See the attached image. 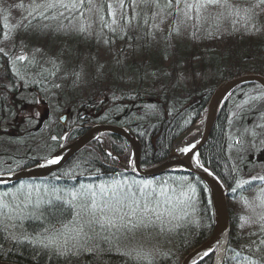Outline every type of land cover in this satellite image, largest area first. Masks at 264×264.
Masks as SVG:
<instances>
[{
  "label": "rangeland",
  "instance_id": "374dc122",
  "mask_svg": "<svg viewBox=\"0 0 264 264\" xmlns=\"http://www.w3.org/2000/svg\"><path fill=\"white\" fill-rule=\"evenodd\" d=\"M31 3L32 0H0V49H3V52H0V56L7 58L5 60L7 63L5 64L0 59V77L6 73L10 74L12 71L13 78L19 87V91L17 92L10 93V90L4 91V94L9 96V99H15L14 96H11L15 95L17 98V100L15 99L17 106L14 107L12 118H4L5 114L0 115L2 116L0 117V144L6 137L9 138L11 135H15L14 129L16 128L26 132L22 138L20 137V144H13L15 145V149H19L13 155L30 154L32 156L31 158H44L52 154L54 148L61 142L58 140V137L61 138L63 131L61 130V122L59 120L65 114L66 109L72 111L68 117V121H72L74 119L73 117H84L87 113L88 116L98 115L100 113L99 118L93 119V122H89L92 126L103 123L100 121V118L104 112L108 111L113 113L116 110H118L117 114L120 112L127 113L128 111L129 115L127 116L130 121H134L135 123L142 121L144 126H150L156 120L162 118L163 113L169 108L168 105L162 106L160 104L161 102H158L157 99H160L163 92L168 91L169 86H167V83L172 87L171 81L175 75L171 71L172 64L180 65V85L183 87L180 92L175 91V89L171 90L173 88H170L169 94H177L179 98H186L188 95L195 96L199 92L206 94L210 90L213 91L220 83L214 80L213 73L209 68L203 70L201 65H197L198 61L194 60L196 56L192 52H190L187 58L179 59L176 46L186 44L193 51L195 47H200L204 42L211 39L212 41H221L224 35L228 33L229 27L224 17L220 19L221 28L219 33L214 32V36L200 34L202 33L200 31H204L202 28L197 36L193 37L191 35L193 29L191 27L184 28L183 26L180 27L179 34H177L171 28L173 18L169 17L167 21H170V23L164 25V22L159 28H153L152 32L154 35H149L148 38L144 37L141 29L132 28L127 30L130 36H127L126 33L124 38L120 39L119 35H114L107 28H104L103 32L98 34L100 32L99 25L93 26L91 35H85L71 30L58 29V21L47 20L38 22L32 20L27 15V8ZM232 3L245 4L249 9H253L257 5H264L260 4L259 0H232ZM21 4L25 7H19ZM230 10L228 9V11ZM107 12L106 5L105 10L103 9L101 14L107 18ZM131 12L132 10L129 9L130 15ZM242 14L245 15L243 11L240 15ZM243 18V21L248 20L245 16ZM29 20H31L32 25L47 23L51 27H25V25H28ZM63 23L67 24L68 22L64 21ZM205 27L209 26L206 25ZM236 27L239 30V24ZM144 29L146 32L148 31L147 28ZM263 31L264 28L262 29ZM4 33H7V36ZM131 34L135 36V39H132ZM106 39L109 40V43H105ZM148 39L150 40L148 41ZM217 41L216 44H218ZM147 43L148 45H146ZM160 50L165 53V57L163 58H165V67L167 66L163 69V74L158 67L156 69L154 67V69H149L147 72L140 74L141 79H139V73H133L126 69L130 65L145 67V64L150 58L149 55L157 53ZM19 55H25L28 59L20 61L17 59ZM36 69V73H41L40 76L35 73ZM49 70L51 72L50 74H48ZM0 83H3L6 88H10L9 81L4 82L3 79H0ZM23 85L26 91L31 86L37 85L39 91L37 93L23 91L21 90ZM136 92L137 95L134 94ZM132 93L134 94L133 96ZM150 93L152 94L148 95ZM261 93H264V91L255 85L240 89L228 98L220 112L222 113L225 109L224 115L227 122V134L231 132V137L228 138V158L232 171L239 173L240 182L258 179L259 176H264V127H259V125H264V117H262V114H264V98L260 100L251 99V97ZM125 94L131 97H124L126 96ZM149 98H152L151 100L153 101H150ZM41 101H45L46 105H43ZM190 103L192 104L193 101H190L189 105ZM117 104L118 106H116ZM0 107L4 108V106ZM175 109L170 107L168 109L170 112L166 116H172L173 110ZM84 110H87V113ZM46 111H48L46 123L38 132L33 131L38 125L39 118ZM205 112L206 106L199 120L193 124V128L195 127L196 129V127L203 125ZM130 114L132 115L130 116ZM28 115L31 116L29 120ZM137 127H139L138 124ZM253 132L256 133L255 136ZM196 133L194 130L191 138ZM67 135L66 144L72 142L69 134ZM63 137L65 138V135ZM97 141L101 143L104 155L107 154L104 152L106 149L111 150L115 146V143L106 134L101 135V139ZM52 145L54 148L52 147L50 149L49 146L51 147ZM28 146L29 151H24ZM3 151L4 149H0V153ZM40 153L44 154L40 155ZM23 158L29 159L30 157H18V160ZM130 160L131 154L125 160V163H129ZM111 161L113 166L120 167V163L114 157H106L104 160L108 164H111ZM1 166L13 171L21 169L22 167L20 164L11 163L10 159L0 161ZM98 175H101V178H97ZM79 177H81V181H84L83 183H100L113 179L110 175L104 179L102 174L97 172H92L87 176L79 175ZM90 178H96L97 180H90ZM45 179L37 182L36 185L39 186L41 182H47L53 178H48L49 180ZM127 180L130 182L140 179L129 178ZM53 182L59 184L57 181ZM155 182L158 183L157 181ZM59 185L63 184L60 183ZM153 185L155 187L158 184L155 185L153 183ZM6 191L8 189H0V194ZM165 191L168 195H172L174 192L168 186H165ZM228 192L231 194L230 191ZM178 197L179 203H182L180 212L182 213L181 215H184V218H180L179 215H174L175 218L173 220L177 219V221H180L186 219L187 224L192 223L193 220L196 221L197 218L194 215L193 209L197 206V203L190 206L183 201L184 195L179 194ZM6 200L11 202L12 198L6 197ZM262 201H264V197L261 196V193L254 196H247L244 201H236L229 197V207L236 213L238 225L234 232L232 247H228L227 249L226 256L229 258L228 264H247V258L250 256L252 259H264V245L259 243L261 239H264V232H259V224L251 222L259 220L260 216L264 215V202ZM0 220H3V223L0 224L4 229L5 225H10L14 222L3 218H0ZM172 221L169 225L165 223L164 230L162 232L160 231L158 235L162 244H160V239L149 236L152 233L151 230H140L134 236L130 234L127 239H124L128 240L127 244L120 245V251L117 252L120 254L122 251L135 250L132 252V257L122 254L119 257L123 261L125 260V262L133 260L132 264L148 262V260H139V262L134 260L133 257L138 252L143 257L142 259H146V257L153 259L152 264H176L178 261L177 264H181V261L187 254L209 238H206L205 241L195 247H191L186 254H180L179 244L185 241L182 238L178 244L173 243V237L170 239V234L167 230H169L170 226H174L176 220ZM198 223H200V220ZM253 232H259V235H251ZM10 233L20 236V233L16 230H5L4 240L5 244L9 246L15 241L8 238ZM254 240L256 241L255 245L253 244ZM188 245L186 246L187 248ZM31 246L35 247L34 245ZM233 247L241 248L242 252H238ZM176 249H178V255L175 254L177 257L175 256L174 258L172 255ZM213 252L211 253V263L215 259ZM86 253H82L78 257H73L69 263L75 261L73 263L87 264V260L80 257ZM92 253H94V257H91L89 264H93L92 262H95V264H110L112 262V259L105 258L104 260L102 251ZM47 258L55 257L49 255ZM123 261L117 260L115 264H125Z\"/></svg>",
  "mask_w": 264,
  "mask_h": 264
},
{
  "label": "snow or ice",
  "instance_id": "6c2138e0",
  "mask_svg": "<svg viewBox=\"0 0 264 264\" xmlns=\"http://www.w3.org/2000/svg\"><path fill=\"white\" fill-rule=\"evenodd\" d=\"M259 3L264 4V0H259ZM105 4L108 9L107 18L101 14ZM19 7L25 6L21 4ZM129 9L132 10L131 15ZM228 9L231 11L225 16L224 13ZM241 11L247 19L252 10L241 9L232 3V0H32L27 8V15L38 22L58 21V29L85 35H91L93 26L99 25L98 34L107 28L123 39L127 30L132 28H147L145 35H154L152 29L159 28L169 17L173 18L171 28L177 34L183 26L193 29V37H196L202 28L206 36H212L214 32L220 31L221 17L228 19L233 15L239 16ZM64 21L68 23L64 24ZM206 25L209 27H205ZM29 26L51 27L47 23L32 25L31 20L25 25ZM4 35L7 36V33ZM105 43H109V40L106 39ZM0 52H3V49H0ZM17 59L25 61L28 58L19 55ZM262 98L264 93L251 97L252 100ZM253 135L256 133L253 132ZM194 147L193 144L181 151L189 152ZM107 155L111 156V153ZM59 160V157L53 158L48 160V163L57 164ZM196 164L204 167L199 159ZM74 175L72 171L63 173V177L69 180ZM60 179L61 176H55L52 180L41 182L39 186L20 184L14 192L0 194V218L14 221L5 225V230L13 229L20 233V236L10 233L8 238L17 243L34 245V254L40 252L46 258L51 255L68 264L73 257L82 253L91 254L105 250L102 246H106L109 251H120L122 240L127 239L130 234L134 236L140 230L152 229L162 232L165 218H175L174 202L179 197L175 192L171 196L168 195L165 191L168 184L166 181L155 187L152 181L129 182L115 178L100 183L77 182L59 185L53 182ZM258 179L264 181V176H259ZM248 183L250 182L238 181L237 186L242 187ZM183 187L178 186L180 195H186ZM260 193L264 197V187L260 189ZM6 197H11L12 201L6 200ZM251 222L259 224V232H264V215ZM0 223H3V220H0ZM29 227L31 232L28 231ZM259 232H253L251 235L258 236ZM259 243L264 245V239ZM253 244H256L255 240ZM133 251L135 250L122 251L120 254L132 257ZM208 254L205 252L206 256ZM133 259L139 262L142 257L137 252ZM247 264H264V259H252L250 256L247 258Z\"/></svg>",
  "mask_w": 264,
  "mask_h": 264
},
{
  "label": "trees",
  "instance_id": "16d2710c",
  "mask_svg": "<svg viewBox=\"0 0 264 264\" xmlns=\"http://www.w3.org/2000/svg\"><path fill=\"white\" fill-rule=\"evenodd\" d=\"M241 9H249V7L245 4H236ZM106 8V4L104 7V10ZM250 17L248 20H244L245 15H239L225 19L226 22H228V33L224 35L223 39L221 41H217L218 44H216V41L209 40L207 42H204V44L200 47H195L193 51L189 49L186 46V44L177 45L178 49V57L179 59L187 58L189 56L190 52L196 57H194V60H197V65H201L203 70H207L209 68L211 72L213 73L214 80L216 82H221L226 79H230L235 76H239L244 73H261L264 74V31L262 32V29L264 28V5L263 6H255L253 9L251 8ZM231 11V10H230ZM225 11V16H228V12ZM242 13V11L240 12ZM233 21H235V24L233 25ZM170 23V21H167L164 23L166 25ZM237 24H239V30H237ZM160 24L159 26H161ZM263 26V27H261ZM141 31L144 35V37H147L149 35H145V29L141 28ZM202 35H205L204 31H200ZM225 34V33H224ZM130 36L129 33H127V36ZM214 36V35H213ZM132 39H135V36L131 34ZM150 39H148L149 41ZM148 45V43L146 44ZM189 49V50H188ZM149 60L145 64L146 66H139L136 65H130L127 69L131 72H137L140 74L147 72L149 69H155L158 67L161 70V73L163 74V69L165 67V53L163 51H158L157 53H154L152 55H149ZM0 59L3 60V64L7 63L5 60L6 57L0 56ZM37 69L35 70L36 73ZM171 71L173 74H175L170 84L167 83V86H169L167 92H163L160 96V100H162L161 105H168L169 108L173 107L176 108L173 110L172 116H166L168 112V109L163 113V117L156 120L154 123H152L150 126H144L143 122L135 123L134 121H130L128 119L129 112H120L117 114L118 110L115 112H104V114L101 116L100 121L103 123H114L119 124L122 126L130 127L134 132L138 133L140 135L141 141L143 143L144 147V153H143V162L145 165H151L154 163H157L164 159L169 154L170 144L174 137H176L179 133H181L187 126L191 124H195L199 118L201 117V113H203L205 106L207 104V101L211 95L210 90L208 93L204 94V92H199L195 96L188 95L186 98H179L177 94H169L170 88H173L171 90L175 91H182V87L180 85V65H171ZM22 72V70H21ZM50 70L48 71V74H50ZM40 76V72L36 73ZM177 75V76H176ZM9 73H6L5 75L1 76L0 79H3V81H9L10 86H13L11 83V80H9ZM141 79V75L139 77ZM142 82V80H140ZM249 86L253 85H244L236 89L231 96H233L238 90L247 88ZM259 87L258 85H255ZM260 88V87H259ZM9 90L4 88L3 83H0V106H4V108L0 107V115L5 114L4 118H12V115L14 113V107L17 106V102L15 99H9V96L4 94V91ZM147 94V93H146ZM152 94V93H150ZM126 95V94H125ZM7 97V98H6ZM124 97L129 98V95H126ZM196 97V99H195ZM230 98V97H229ZM134 99V98H133ZM10 100V101H8ZM193 101V103L189 105V102ZM118 106V104L116 105ZM225 110V109H224ZM224 110L222 113H220L219 118L215 124V127L213 129V132L207 141L206 145L200 150V161L210 169H212L223 181L225 186L227 187L228 191L231 192L230 197L233 200L236 201H244L247 196H254L258 195L260 193V188L264 187V181L254 179L250 180L248 184H244L242 187L237 186V182L241 179H239V173H235L232 171V168L230 167V160L228 158V138L231 137L230 134H227V122L225 120ZM121 113H123L121 115ZM112 115V116H110ZM121 115V116H120ZM132 114H130L131 116ZM171 116V117H170ZM2 117V116H0ZM183 118V120H181ZM137 124L139 127H137ZM187 124V125H185ZM59 134V133H57ZM25 135V134H24ZM23 135H11L9 138L6 137L4 141L0 144V149H4V152H9L10 146L13 144H20L21 139ZM59 136V135H58ZM57 136V137H58ZM236 136V135H235ZM114 141L110 140L115 143L114 151L119 153L122 157H129L130 155V147L125 139L121 137H116ZM237 138V137H235ZM60 137H58V140L60 141ZM151 140H154L155 147L153 146V143ZM57 144V140H56ZM91 148V149H90ZM146 149V150H145ZM108 157L107 155H104L103 149L101 146V143L98 141L92 142L87 147L82 149L76 156H74L62 169V171L59 173V175L63 176V173L66 171H72L75 173L73 178L69 180L67 177H62L63 179L58 180L57 182L60 184L65 183H77V182H84L81 181V177L79 175H90L92 172L101 173L102 177L108 178L111 170H113L110 167L104 166L106 162H104L105 158ZM7 159H10L11 157H5ZM13 158V157H12ZM127 159V158H126ZM125 159V160H126ZM58 175V176H59ZM104 175V176H103ZM174 178V183L167 180L168 182L167 186L171 187L175 193L180 194V190L178 188L179 185H183V191L188 192L191 190L192 185L194 182H197V178L193 175H189L187 173H184L182 171H174L169 174ZM53 177H51L52 179ZM83 179H85L84 176H82ZM88 178V177H86ZM97 178H101V175H98ZM96 179V178H90V180ZM163 178L159 179V182H162ZM45 180H49L46 178ZM89 180V178L87 179ZM97 180V179H96ZM39 180H27L18 182L15 184H12L8 186L6 189L11 193V191H14L17 186L20 184H36L37 182H40ZM86 183V182H85ZM176 184V185H175ZM189 185L191 186L189 188ZM235 189V191H233ZM258 189V190H257ZM171 196V195H170ZM190 206H193L196 203L189 202V200L185 201ZM175 208H174V215H179L180 218H184V215H181L180 212V206L182 203H179V201H175ZM171 207V205L169 206ZM194 215L196 216L197 220L192 223L186 222V219H182L180 221H177L174 223L173 227H169V230L167 232L170 234V239L173 237L172 241L173 243H178L183 238L185 241L182 244H179V252L186 254L187 251L192 247H195L196 245L202 243L205 241L206 238H208L212 232L213 229V209L211 205V199L208 190L205 188L202 189V193H200V200L199 204L197 203V206L193 209ZM233 212V213H232ZM231 213V234H230V243L229 247H232V241L234 232L236 230V227L238 225V217L236 213H234L233 209L230 208ZM166 223L169 225L170 222L173 220L172 217H167ZM173 220V221H175ZM200 220V223H198ZM170 221V222H169ZM172 221V222H173ZM202 225V226H200ZM25 226L27 227V222H25ZM28 231L31 232V228H28ZM152 233L149 236L159 235L160 231L158 229H152ZM0 232L2 234V238L0 239V246L4 248L7 246L5 244V229L3 226H0ZM155 233V234H153ZM190 242V243H189ZM26 243V242H25ZM189 244V245H188ZM188 245V248L186 247ZM11 250L9 251H2L0 254V258L2 259H8L13 262H18L22 264H64L63 260L58 261L57 258H46L42 253L37 252L34 254V247L30 245H26L24 243H17L16 241L12 242L11 244ZM103 250L102 257L106 259L111 260L112 262L110 264H115L116 261H123L119 256L121 254L117 253L118 251H115L116 249H112L111 251ZM234 248V247H233ZM235 250L237 249L238 252H242L241 248L235 247ZM107 252V254H106ZM178 255V249L173 251V255ZM94 257V253H86L80 256L82 259L85 258L87 260V264L90 263L91 257ZM78 257V256H77ZM177 257V256H176ZM212 255L204 258L202 261H200L198 264H211ZM79 260V258H78ZM177 260V258H176ZM228 257L226 258L225 264H228ZM72 263L68 264H76L73 263L75 261H71ZM125 262V260L123 261ZM133 260L129 262H125V264H132ZM179 262V261H178ZM176 262V264L178 263ZM95 264V262H92ZM135 263V261H134ZM137 263V262H136ZM143 264H152L153 261L148 262H142ZM140 263V264H142ZM124 264V263H123Z\"/></svg>",
  "mask_w": 264,
  "mask_h": 264
},
{
  "label": "water",
  "instance_id": "95a60500",
  "mask_svg": "<svg viewBox=\"0 0 264 264\" xmlns=\"http://www.w3.org/2000/svg\"><path fill=\"white\" fill-rule=\"evenodd\" d=\"M257 84L264 90V75L261 73H244L230 79L223 80L211 93L207 104L202 130L190 140L184 141L190 135L191 129L181 135L174 142L170 155L160 163L143 168L142 146L137 136L127 127L112 124H97L89 128L86 133L67 145H62L47 159L39 161L36 165L19 171L0 174V186H7L25 179L41 178L60 170L76 153L89 142L101 139L104 133H112L125 138L132 149L131 161L128 165L122 164L125 171L142 178H153L173 170L184 171L200 178L207 186L213 209V230L209 238L184 257L181 264L189 262L200 252L211 254L215 251L213 264H224L231 234V215L229 210V195L219 177L209 169L196 164L195 155L209 140L221 109L229 95L238 87ZM47 116V113L45 114ZM193 129V128H192ZM65 138H62V141ZM195 145L189 152L181 149ZM59 157V163L49 164L48 160ZM207 169V171H205ZM208 254V255H209ZM205 255V254H204ZM206 256V255H205ZM0 264H22L13 261L0 260Z\"/></svg>",
  "mask_w": 264,
  "mask_h": 264
},
{
  "label": "bare ground",
  "instance_id": "6f19581e",
  "mask_svg": "<svg viewBox=\"0 0 264 264\" xmlns=\"http://www.w3.org/2000/svg\"><path fill=\"white\" fill-rule=\"evenodd\" d=\"M127 69V68H126ZM134 94H136L137 95V92L136 93H134ZM133 93H132V96L134 95ZM147 95V94H146ZM148 95H151V94H148ZM131 97V96H130ZM152 98H149V100L150 101H153V100H151ZM140 100V99H139ZM158 100V102H161L162 103V100H160L159 98L157 99ZM160 103V104H161ZM181 120H183V118L181 119ZM99 124H111V123H99ZM113 125V124H112ZM185 125H187V124H185ZM123 127H126V126H123ZM127 128H129V127H127ZM193 124H191V125H189V126H187L181 133H179L176 137H174L173 138V140L171 141V144H170V149H169V154L165 157V158H167L169 155H170V152H171V149H172V146H173V144H174V142L176 141V139L177 138H179L181 135H183V134H185L187 131H189L190 129H191V132L193 133L194 132V130H195V133H196V131H197V133L196 134H198L201 130H202V125L201 126H199V127H196V129H195V127L193 128ZM130 129V128H129ZM131 130V129H130ZM132 131V130H131ZM133 132V131H132ZM134 133V132H133ZM192 133L190 134V135H188L185 139H183V142L184 141H187V140H190L191 139V135H192ZM104 134H106V135H109V134H112V133H104ZM103 134V135H104ZM135 134V133H134ZM195 134V135H196ZM114 136H118V135H115V134H113ZM136 135V134H135ZM194 135V136H195ZM137 136V135H136ZM118 137H121V136H118ZM104 138V137H103ZM121 138H123V137H121ZM137 138H138V136H137ZM123 139H125V138H123ZM139 139V138H138ZM126 140V139H125ZM140 141V140H139ZM92 142H95V140L94 141H91V142H89L86 146H84L82 149H84L85 147H87L89 144H91ZM126 142L128 143V145H129V147L131 148V146H130V144H129V142L126 140ZM140 143H141V141H140ZM206 145V144H205ZM141 146H142V143H141ZM81 149V150H82ZM80 150V151H81ZM79 151V152H80ZM56 152V151H55ZM54 152V153H55ZM78 152V153H79ZM105 153H110L111 152V156H109V155H107L108 157H114L115 159H117V161L120 163V167H117V166H113L112 165V161H111V164H108V163H106V164H104V166H106L107 168L108 167H110V168H112L113 170H111V172H110V176L112 177V178H121V179H129V178H133V179H140V180H147V181H152L155 185H159L160 184V182L158 181L159 179H161V178H163V180L162 181H165V180H169V181H171L172 183H174V178H172V176L171 175H169V174H171V173H164V174H162V175H160V176H157V177H153V178H142V177H140V176H138V175H133V174H131V173H129V172H127V171H125V169L123 168V165L122 164H125V165H128L129 163H130V161H129V163H125V159L126 158H128V157H122L121 155H119V153H117L116 151H114V148H112L111 150H109V149H106L105 151H104ZM53 153V154H54ZM78 153H76L74 156H76ZM143 153H144V147H142V155H141V157H142V161H141V164H142V167L143 168H148V167H151V166H154V165H156V164H158V163H160L161 161H163L164 159H162L161 161H159V162H157V163H154V164H151V165H145L144 164V162H143ZM53 154H51V155H53ZM130 154H131V157H132V149H130ZM198 154H199V152L195 155V160H197V159H199V157H198ZM50 155V156H51ZM49 156V157H50ZM73 156V157H74ZM72 157V158H73ZM71 158V159H72ZM70 159V160H71ZM69 160V161H70ZM200 160V159H199ZM202 163V162H201ZM37 164V163H36ZM36 164H34V165H36ZM203 164V163H202ZM33 165V166H34ZM204 165V164H203ZM29 167H32V166H28V167H23V168H21V169H18V170H12V171H10V172H2V171H0V174H7V173H11V172H15V171H19V170H22V169H25V168H29ZM204 167L205 168H207V169H209L210 171H212L213 173H215L212 169H210L209 167H207V166H205L204 165ZM117 170H119V171H121V173H116L115 171H117ZM175 170H173V171H170V172H174ZM216 174V173H215ZM190 175H192V174H190ZM217 175V174H216ZM193 176H195V175H193ZM218 176V175H217ZM135 177V178H134ZM196 178H197V182L195 181L194 182V184L192 185V188H191V190L188 192V190L186 191L187 193H186V195H184V198H183V201L185 202L186 200H189V202H192V203H198L199 204V200H200V193H202V189H204L205 188V190L207 189L208 190V188H207V186L205 185V183L200 179V178H198L197 176H195ZM219 177V176H218ZM219 179H220V177H219ZM221 180V179H220ZM155 181H157L158 183H156ZM221 182L223 183V181L221 180ZM224 184V183H223ZM176 185V184H175ZM224 186H225V184H224ZM225 188L227 189V187L225 186ZM227 191H228V189H227ZM208 192H209V190H208ZM178 195L179 194H177L176 193V196L178 197ZM209 195H210V193H209ZM228 195H229V197H230V194H229V192H228ZM210 199H211V197H210ZM228 200H229V198H228ZM229 202V201H228ZM229 210H230V207H229ZM230 215H231V213H230ZM0 226H1V224H0ZM213 230V229H212ZM2 238V234H1V232H0V239ZM154 238L155 239H160V237L158 236V235H154ZM145 241H146V238H145ZM127 242H128V240H122V242H121V244L120 245H126L127 244ZM140 242V241H139ZM24 244H26L27 245V243H24ZM160 244H162V242H161V239H160ZM11 247L12 246H9V245H7V246H5V250H4V248H2V246H0V254L2 253V251H9V250H11ZM164 247H165V245H164ZM122 248V247H121ZM137 252V251H136ZM172 253V252H171ZM176 254V253H175ZM205 254V252H200V253H198L190 262H189V264H198L200 261H202L204 258H206V257H208V256H210V255H212V254H209V255H207V256H205L204 255ZM188 255V254H187ZM175 256L176 255H172V257H174L175 258ZM213 256H215V251L213 252ZM143 258V257H142ZM226 258H227V256L225 257V261H224V264H225V262H226ZM184 259V258H183ZM229 259V258H228ZM0 260H3V261H10V260H8V259H2V258H0ZM141 260H148V261H152L153 259H151V258H147L146 257V259H141ZM182 262V261H181ZM214 263V260L212 261V263L211 264H213Z\"/></svg>",
  "mask_w": 264,
  "mask_h": 264
},
{
  "label": "flooded vegetation",
  "instance_id": "af4514ba",
  "mask_svg": "<svg viewBox=\"0 0 264 264\" xmlns=\"http://www.w3.org/2000/svg\"><path fill=\"white\" fill-rule=\"evenodd\" d=\"M9 80H11V83H12V85L13 86H10V88H9V90H10V93H13V92H17V91H19V87L17 86L18 84L15 82V79L13 78V73H12V71H11V73L9 74ZM38 86L37 85H34V86H31L27 91L25 90V87H24V85L22 86V89L21 90H23V91H26V92H30V93H37V91H39L38 90V88H37ZM4 88L5 89H8V88H6L5 86H4ZM11 96H14V98L17 100V98L15 97V95H11ZM19 100V99H18ZM41 103L43 104V105H46V102L45 101H41ZM81 111V110H80ZM84 112L85 113H87V110H84ZM47 113V116L45 115ZM71 113H72V111L71 110H69V109H66V111H65V114L63 115V116H61V118H60V122H61V130L63 131V133H62V135H61V142L59 143V145H57V147H53V145L50 147L49 146V148L51 149L52 147L54 148V151H53V153L60 147V146H62V145H65L67 142H66V140H67V138H68V135L67 134H69V137L71 138V140L73 141V140H75L76 138H78V137H80L81 135H83L84 133H86V131L92 126V124H90L89 122H93V119H97V118H99L100 117V113L97 115V114H95V115H92V116H88V113L84 116V117H80V116H78V117H73L74 119L72 120V121H68V117L71 115ZM28 117V120L31 118V116L30 115H28L27 116ZM48 119V111H46L45 113H44V115L43 116H41L40 118H39V122H38V125L33 129V131H35V132H38V130L46 123V120ZM69 122V123H68ZM111 124H113V125H118V126H122V125H119V124H114V123H111ZM19 126V125H18ZM17 126V127H18ZM130 128V127H129ZM132 130V129H131ZM14 131H15V135H24V134H26V132L25 131H21V130H19L18 128H16V129H14ZM133 131V130H132ZM134 132V131H133ZM137 136H138V138H139V140L141 141V138H140V135L138 134V133H136V132H134ZM65 135V139L62 141V138H63V136ZM110 138H111V140L112 141H114L115 140V138L113 137L114 135L113 134H109L108 135ZM116 137H118V136H116ZM152 141V143H153V146L155 147L156 145H155V142H154V140H151ZM141 143H142V141H141ZM142 147H143V143H142ZM12 148H13V150H12ZM113 148V147H112ZM19 149H15V145H11L10 146V149H9V152L7 153V152H4V153H0V161H4V160H7V158H5V157H13V158H10V162L11 163H15V164H20V165H22V167L21 168H23V167H28V166H33L34 164H36V163H38L39 161H41V160H44V159H47L50 155H48V156H46V157H44V158H41V157H33V158H31L32 156L30 155V154H18V155H13L14 154V152H16V151H18ZM29 151V146H28V148H25L24 149V151ZM146 150V149H145ZM4 151H5V146H4ZM52 153V154H53ZM13 156H12V155ZM42 154H44V153H40V155H42ZM18 157H30L29 159H26V158H23V159H21V160H18ZM198 157H200V154H198ZM0 171H2V172H10V171H12V170H8L7 168H5V167H3V166H1L0 167ZM62 170L60 169V170H58L56 173L59 175V173L61 172ZM116 173H121V171H119V170H117V171H115ZM53 175V174H52ZM52 175H50V176H48V177H45V178H51V177H53Z\"/></svg>",
  "mask_w": 264,
  "mask_h": 264
}]
</instances>
